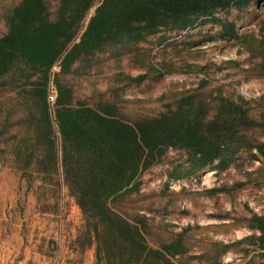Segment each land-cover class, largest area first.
Wrapping results in <instances>:
<instances>
[{
	"label": "trees",
	"instance_id": "1",
	"mask_svg": "<svg viewBox=\"0 0 264 264\" xmlns=\"http://www.w3.org/2000/svg\"><path fill=\"white\" fill-rule=\"evenodd\" d=\"M57 1L53 12L50 0H20L7 15L8 31L0 37V87L23 81L31 114L27 120L34 130L33 136L23 140L25 148L17 151V157L24 160L19 170L68 188L84 217L76 250L83 254L94 248L96 264H192L185 260L187 230L153 247L148 240L152 233L149 217L140 212L126 217L115 205L138 194L144 173L162 163L171 149L190 155L187 169L170 173L171 178L211 167L224 170L244 149H255L264 159V140L255 137L257 132L264 135V111L255 117L250 106L255 102L264 109V97L249 102L225 95L222 87L216 96L188 90L157 114L130 121L121 113L117 99L105 98L107 92L92 104L75 101L73 89L62 82L60 74L69 73L107 44L144 42L162 28L201 26L214 20L217 12L241 9L253 0ZM224 26L230 29L225 36L237 34L236 25ZM253 42L247 50L264 62V39ZM55 67L60 72L54 77ZM148 69L149 75L127 79L141 84L150 77L161 80L170 72L155 60ZM198 76L207 83L205 75ZM51 83L57 91L53 104L49 101ZM5 126L9 127V121ZM221 191L226 187L208 193ZM248 221L258 235L213 243L216 258L242 247L247 255L257 252L258 264H264V214L255 213ZM205 256L187 259L204 264Z\"/></svg>",
	"mask_w": 264,
	"mask_h": 264
},
{
	"label": "rangeland",
	"instance_id": "2",
	"mask_svg": "<svg viewBox=\"0 0 264 264\" xmlns=\"http://www.w3.org/2000/svg\"><path fill=\"white\" fill-rule=\"evenodd\" d=\"M19 2L0 0V37L8 31L7 15ZM50 6L54 12L58 1L50 0ZM213 18L185 30L162 28L144 42L107 44L69 73L60 74V79L73 89L75 101L92 104L107 92L105 98L117 99L121 113L130 121L157 114L188 90L216 96L222 87L225 95L249 102L264 97V62L247 50L254 40L264 39V0L217 12ZM224 24L236 25L237 34L225 36L230 29ZM155 49H159L156 54ZM154 60L170 71L163 79L150 77L141 84L127 79L149 75V62ZM59 72L55 67L53 76ZM199 74L208 78L207 83ZM22 83L0 87V264H96L94 248L83 254L76 250L84 217L68 188L62 182L56 186V180L43 182L33 171L30 176L19 170L24 160L17 157V151L25 148L24 139L34 135ZM250 104L259 117L264 109ZM255 137L264 140L262 132ZM189 164L186 151L169 150L162 163L144 173L140 192L116 204V210L126 217L136 212L148 216L152 225L148 240L153 247L187 230V254L206 253L204 264L216 260L258 264L259 254L247 255L242 247L216 258L212 244L258 235L248 219L255 213L264 214V159L257 150L244 149L224 170L211 167L170 177L177 170L183 173ZM225 187L226 191L215 195L208 193ZM187 257L192 264L199 261Z\"/></svg>",
	"mask_w": 264,
	"mask_h": 264
},
{
	"label": "built area",
	"instance_id": "3",
	"mask_svg": "<svg viewBox=\"0 0 264 264\" xmlns=\"http://www.w3.org/2000/svg\"><path fill=\"white\" fill-rule=\"evenodd\" d=\"M57 98V91L55 90L53 83L51 84V90H50V94H49V101L51 104H53L55 102Z\"/></svg>",
	"mask_w": 264,
	"mask_h": 264
}]
</instances>
